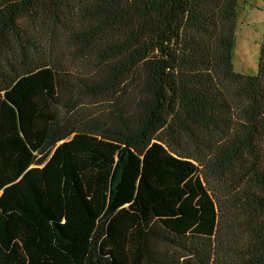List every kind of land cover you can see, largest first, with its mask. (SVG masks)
I'll use <instances>...</instances> for the list:
<instances>
[{
    "label": "trees",
    "instance_id": "1",
    "mask_svg": "<svg viewBox=\"0 0 264 264\" xmlns=\"http://www.w3.org/2000/svg\"><path fill=\"white\" fill-rule=\"evenodd\" d=\"M238 6L0 0V264H264Z\"/></svg>",
    "mask_w": 264,
    "mask_h": 264
},
{
    "label": "rangeland",
    "instance_id": "2",
    "mask_svg": "<svg viewBox=\"0 0 264 264\" xmlns=\"http://www.w3.org/2000/svg\"><path fill=\"white\" fill-rule=\"evenodd\" d=\"M264 39V0H239L233 65L237 72L257 74Z\"/></svg>",
    "mask_w": 264,
    "mask_h": 264
}]
</instances>
